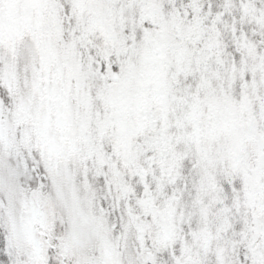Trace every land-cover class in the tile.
Listing matches in <instances>:
<instances>
[{
    "label": "snow or ice",
    "instance_id": "6c2138e0",
    "mask_svg": "<svg viewBox=\"0 0 264 264\" xmlns=\"http://www.w3.org/2000/svg\"><path fill=\"white\" fill-rule=\"evenodd\" d=\"M0 264H264V0H0Z\"/></svg>",
    "mask_w": 264,
    "mask_h": 264
}]
</instances>
